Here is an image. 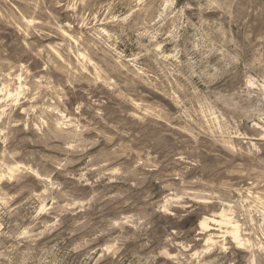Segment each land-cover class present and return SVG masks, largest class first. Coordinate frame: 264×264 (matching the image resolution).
Segmentation results:
<instances>
[{"label":"rangeland","instance_id":"374dc122","mask_svg":"<svg viewBox=\"0 0 264 264\" xmlns=\"http://www.w3.org/2000/svg\"><path fill=\"white\" fill-rule=\"evenodd\" d=\"M0 264H264V0H0Z\"/></svg>","mask_w":264,"mask_h":264},{"label":"bare ground","instance_id":"6f19581e","mask_svg":"<svg viewBox=\"0 0 264 264\" xmlns=\"http://www.w3.org/2000/svg\"><path fill=\"white\" fill-rule=\"evenodd\" d=\"M214 221V220H213ZM225 221V220H224ZM223 223H225V222H223ZM235 223V222H234ZM210 225V224H209ZM227 225V224H226ZM200 226L203 228V230L205 229L206 230V228H208V219H204V220H202L201 222H200ZM231 230V229H230ZM228 231H229V229H228ZM230 232V231H229ZM233 233H234V237H235V239H238V234H240V232L238 233V231L237 230H235L234 229V231H232ZM228 233V232H227ZM232 234V233H231ZM212 238V237H211ZM241 240H242V238H241ZM241 243V242H240Z\"/></svg>","mask_w":264,"mask_h":264}]
</instances>
